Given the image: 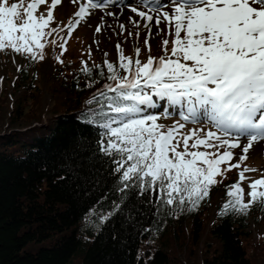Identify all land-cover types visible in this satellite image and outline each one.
I'll use <instances>...</instances> for the list:
<instances>
[{
  "label": "snow or ice",
  "instance_id": "obj_1",
  "mask_svg": "<svg viewBox=\"0 0 264 264\" xmlns=\"http://www.w3.org/2000/svg\"><path fill=\"white\" fill-rule=\"evenodd\" d=\"M70 2L78 11L63 27H51L62 0H0V53L42 61L47 46L43 41L65 32L59 37L63 55L72 33L97 11L103 13L94 29L97 34L107 28L118 29L117 35L127 31L132 37L131 25L138 39L143 24L146 61L139 58V47L133 59L117 43L118 63L105 59L103 65L93 66L102 78L106 67L110 81L86 102L98 107L80 113L85 122L102 130L96 153L108 159L111 174L118 179L114 190L122 194L121 202H114L99 219L108 221L122 211L129 189L141 197L148 195L149 204L155 197L157 213L165 207L183 209L186 204L195 210L220 182L217 177L226 179L233 169L239 170V179L227 186L229 199L221 215H247L256 204L264 207V174L250 180L245 201L246 173L258 170L241 167L254 145L264 141V0ZM112 6L118 10H110ZM125 11L129 15L121 21ZM158 36L163 54L153 56L149 41ZM82 65L81 71L92 77L93 67L87 61ZM158 108L164 117L180 119L172 125L160 123L161 114L151 111ZM189 124L209 127L189 128Z\"/></svg>",
  "mask_w": 264,
  "mask_h": 264
},
{
  "label": "trees",
  "instance_id": "obj_2",
  "mask_svg": "<svg viewBox=\"0 0 264 264\" xmlns=\"http://www.w3.org/2000/svg\"><path fill=\"white\" fill-rule=\"evenodd\" d=\"M43 42L46 53L50 43ZM59 44L55 52L61 55ZM69 50L55 58L49 81L64 97L49 120L37 85L40 61L26 58L11 86L0 83V264H176L173 251L183 243L191 257L190 244L197 247L203 237L214 245L201 252L202 264H264V232L255 243L250 230L251 220L264 223V207L221 215L231 171L226 179L217 177L220 182L195 210L186 204L157 213L155 197L149 204L148 195L129 189L122 211L99 219L122 194L114 190L118 179L108 159L96 153L102 130L80 113L98 107L86 102L110 81L106 67L105 78L94 67L92 77L86 76ZM92 80L98 82L89 87ZM217 193L223 202L217 203Z\"/></svg>",
  "mask_w": 264,
  "mask_h": 264
},
{
  "label": "rangeland",
  "instance_id": "obj_3",
  "mask_svg": "<svg viewBox=\"0 0 264 264\" xmlns=\"http://www.w3.org/2000/svg\"><path fill=\"white\" fill-rule=\"evenodd\" d=\"M9 2L10 3L17 2V0H9ZM45 8L46 6H41V10H44ZM76 11H78V6L76 4H72L70 0H62V4L59 5L57 9L54 11L55 21L53 22L51 27H57V26L63 27L64 24H67L69 18L73 17ZM96 13L97 14L93 16L91 22L89 23L90 27L87 24H82L81 26L77 27V29L72 33L71 38L67 41V47L68 49H70L68 54L69 58L73 60L79 58L80 62L87 61L90 67H93L94 65L97 64H103L105 59L113 63H118V53L115 45L117 43H120L121 47L124 50L125 56H131L133 57V59L136 58L135 48L139 47L141 49L139 58L141 59L142 62L146 61L149 53L147 51V46L145 45L146 33L141 31V29L143 28V24H141L140 35L138 39L135 37L136 30L133 29L131 25L128 26V31L133 32L132 37L128 36L127 31L122 35H117L116 32H118V29H114V32H110V31L108 32L107 29H104L102 35L99 36L97 33H95L94 29L97 23L99 22L100 16L103 15V13L101 12H96ZM106 19L108 21V24L115 25L116 22L112 18L105 17V20ZM124 19L125 17L121 16L120 20L123 21ZM161 27L165 29V33H166L167 26L162 24ZM65 35H66L65 32H60L59 36H56L54 34L51 40L53 39L61 40L59 37ZM168 38L171 41L172 38L171 37ZM161 39L162 37L158 36L154 40L149 41V44L151 45V49H152L150 53L151 55L157 56L163 54L162 46L160 45ZM58 40H56L55 44L51 43L49 49L45 53V59L40 61L37 67V71L39 75V80L37 82V85L40 87L41 90H43V93L41 91L40 102L42 104L41 111L43 112V114L44 113L46 114L45 120L47 119L49 120L51 117L56 115L54 112V108L56 109L57 105L62 104V98L64 97L63 94L59 93V91L55 89V85L53 86L52 81H49V79L55 75L57 70L55 58L59 57L63 59L66 55V53H63V55H59L57 53L55 57V46L60 42ZM95 41H99V44L97 45ZM170 47H171V43L169 44V48ZM90 49H91V55L89 56ZM104 53H107L106 57ZM71 59L69 60L70 62H72ZM26 60L27 59L25 57L15 55L11 52L0 53V80H1L0 83L3 84L2 86H11L13 77L17 74L18 71L17 69L23 66ZM68 69L71 72L75 69L73 62L68 64ZM33 100L34 98H32V100L30 101L31 104H33ZM160 103L162 105L164 104V102H160ZM151 111H154L157 114H161V119L159 122L165 125H172L176 120L180 119L178 115L164 117L162 114V110L160 108ZM188 127L189 128L209 127V125L189 124ZM184 131H187V129H185ZM262 146H264V144H260V147H256V148L253 147V149L250 150L251 152L249 153V158L246 161H244L241 165L242 168L249 167L258 170L255 172L246 173V176H248L249 179L245 180L242 184V186L245 189V198L248 197L247 196V193L249 191L248 184L250 183V180L259 179L261 175L264 174V149H262ZM234 151L236 154H241L240 149H236ZM238 172L239 170L233 169L228 174L229 178L233 180L231 184L238 181L239 179ZM222 196L223 195L221 193L216 194L218 200L217 203L223 202L224 196L223 197ZM250 226H251L250 230L253 234V240H255V243H258L261 234L263 235L264 232V223L257 224L253 220H251ZM205 235H207V231L205 232ZM210 238L207 240L205 237H203L201 243L197 245V247L190 244L192 246L191 250H193L191 257H188L187 255V253L190 251V247L185 249L182 243V246H179V249H175L172 253L176 261V264H202L201 252L207 250V245L209 243L213 244V241ZM186 242L187 244L189 243L188 239L186 240ZM263 245L264 244H262V246ZM262 250H264V248Z\"/></svg>",
  "mask_w": 264,
  "mask_h": 264
},
{
  "label": "bare ground",
  "instance_id": "obj_4",
  "mask_svg": "<svg viewBox=\"0 0 264 264\" xmlns=\"http://www.w3.org/2000/svg\"><path fill=\"white\" fill-rule=\"evenodd\" d=\"M84 1V3H86V0H82V2ZM124 2H127V0H124ZM110 10H112V11H117L118 9L115 7V6H112L111 8H110ZM97 12H99V11H97ZM102 13V12H101ZM95 14H97V13H95ZM127 15H129V13L127 12V11H125V15H124V17H126ZM94 16V15H93ZM93 16H91V17H89L88 18V23H87V25L90 27V22H91V20H92V18H93ZM121 18V17H120ZM106 21H107V19H106ZM107 23H108V21H107ZM95 26V25H94ZM88 27V28H89ZM107 29V28H106ZM108 30V32L110 31V32H114V29H107ZM141 31L142 32H144V33H146V30H144V28H142L141 29ZM102 32H104L103 30H102ZM102 32L101 33H99L98 35L100 36V35H102ZM153 32H155V29H153ZM88 33V32H87ZM260 144H264V141H262V142H259V143H257V144H255L256 146H254L255 148L256 147H260ZM254 148V149H255ZM262 149H264V146H262ZM251 152V151H250Z\"/></svg>",
  "mask_w": 264,
  "mask_h": 264
}]
</instances>
